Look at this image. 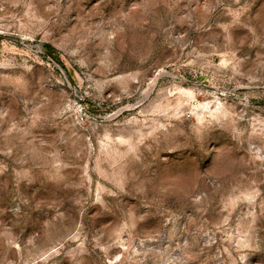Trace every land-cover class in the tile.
Wrapping results in <instances>:
<instances>
[{"label": "rangeland", "instance_id": "1", "mask_svg": "<svg viewBox=\"0 0 264 264\" xmlns=\"http://www.w3.org/2000/svg\"><path fill=\"white\" fill-rule=\"evenodd\" d=\"M0 264H264V0H0Z\"/></svg>", "mask_w": 264, "mask_h": 264}, {"label": "trees", "instance_id": "2", "mask_svg": "<svg viewBox=\"0 0 264 264\" xmlns=\"http://www.w3.org/2000/svg\"><path fill=\"white\" fill-rule=\"evenodd\" d=\"M47 48H48L49 52L53 54V52H54V47L51 46V45H48Z\"/></svg>", "mask_w": 264, "mask_h": 264}, {"label": "water", "instance_id": "3", "mask_svg": "<svg viewBox=\"0 0 264 264\" xmlns=\"http://www.w3.org/2000/svg\"><path fill=\"white\" fill-rule=\"evenodd\" d=\"M51 55V53H49Z\"/></svg>", "mask_w": 264, "mask_h": 264}]
</instances>
